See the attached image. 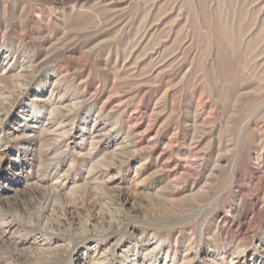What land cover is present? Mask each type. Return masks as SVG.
<instances>
[{
    "label": "rangeland",
    "instance_id": "1",
    "mask_svg": "<svg viewBox=\"0 0 264 264\" xmlns=\"http://www.w3.org/2000/svg\"><path fill=\"white\" fill-rule=\"evenodd\" d=\"M0 264H264V0H0Z\"/></svg>",
    "mask_w": 264,
    "mask_h": 264
}]
</instances>
